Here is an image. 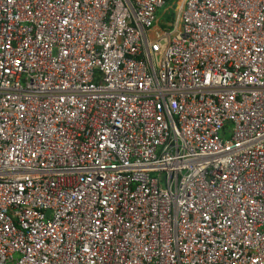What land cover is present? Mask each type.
I'll return each instance as SVG.
<instances>
[{
	"label": "built area",
	"instance_id": "built-area-1",
	"mask_svg": "<svg viewBox=\"0 0 264 264\" xmlns=\"http://www.w3.org/2000/svg\"><path fill=\"white\" fill-rule=\"evenodd\" d=\"M167 4L0 0V264H264V0Z\"/></svg>",
	"mask_w": 264,
	"mask_h": 264
},
{
	"label": "rangeland",
	"instance_id": "rangeland-1",
	"mask_svg": "<svg viewBox=\"0 0 264 264\" xmlns=\"http://www.w3.org/2000/svg\"><path fill=\"white\" fill-rule=\"evenodd\" d=\"M175 2H174V0L171 1V3H172L171 7L170 6H168V7L164 6L158 11L160 22L163 24V26L164 25L170 26L172 18H173L172 14H174L173 7L175 5Z\"/></svg>",
	"mask_w": 264,
	"mask_h": 264
},
{
	"label": "trees",
	"instance_id": "trees-1",
	"mask_svg": "<svg viewBox=\"0 0 264 264\" xmlns=\"http://www.w3.org/2000/svg\"><path fill=\"white\" fill-rule=\"evenodd\" d=\"M171 1H173V0H168V4H169V5L172 4ZM175 1H177V0H174V2H175ZM175 3H176V2H175ZM172 16H174V14H172Z\"/></svg>",
	"mask_w": 264,
	"mask_h": 264
},
{
	"label": "water",
	"instance_id": "water-1",
	"mask_svg": "<svg viewBox=\"0 0 264 264\" xmlns=\"http://www.w3.org/2000/svg\"><path fill=\"white\" fill-rule=\"evenodd\" d=\"M49 211H46V215L48 216Z\"/></svg>",
	"mask_w": 264,
	"mask_h": 264
},
{
	"label": "clouds",
	"instance_id": "clouds-1",
	"mask_svg": "<svg viewBox=\"0 0 264 264\" xmlns=\"http://www.w3.org/2000/svg\"><path fill=\"white\" fill-rule=\"evenodd\" d=\"M165 6L168 7V6H171V5L167 4V5H165Z\"/></svg>",
	"mask_w": 264,
	"mask_h": 264
},
{
	"label": "flooded vegetation",
	"instance_id": "flooded-vegetation-1",
	"mask_svg": "<svg viewBox=\"0 0 264 264\" xmlns=\"http://www.w3.org/2000/svg\"><path fill=\"white\" fill-rule=\"evenodd\" d=\"M158 16H159V14H158Z\"/></svg>",
	"mask_w": 264,
	"mask_h": 264
}]
</instances>
